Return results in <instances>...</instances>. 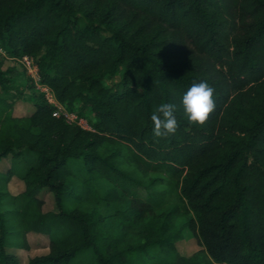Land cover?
<instances>
[{
	"label": "trees",
	"instance_id": "16d2710c",
	"mask_svg": "<svg viewBox=\"0 0 264 264\" xmlns=\"http://www.w3.org/2000/svg\"><path fill=\"white\" fill-rule=\"evenodd\" d=\"M0 48L33 58L42 84L93 129L54 117L26 71L0 65V161L12 159L0 190L25 184L0 193L10 206L0 264H19L7 250L28 249L30 233L48 236L50 252L29 264L88 250L96 264H264V0H0ZM200 81L215 108L193 125L181 97ZM25 95L35 111L16 116ZM163 102L177 104L178 128L156 137ZM45 189L56 213L43 212ZM182 220L203 248L191 257L167 237Z\"/></svg>",
	"mask_w": 264,
	"mask_h": 264
},
{
	"label": "rangeland",
	"instance_id": "374dc122",
	"mask_svg": "<svg viewBox=\"0 0 264 264\" xmlns=\"http://www.w3.org/2000/svg\"><path fill=\"white\" fill-rule=\"evenodd\" d=\"M104 34L107 35L108 33L104 31ZM21 60L22 58L16 59L10 56L5 49L0 48V65L3 70L12 68L15 69L18 73L22 74V72H24L25 70L22 67V64L20 62ZM34 63L36 64L35 60ZM27 77L31 79V77L28 74ZM121 77L122 74L118 73L113 77L106 79L105 84L107 86L115 87L120 83ZM25 84L28 85V81L21 80L20 85L26 86ZM4 96L6 98L9 97V95H5V94ZM26 100L31 101L29 95H25L23 99L16 102L17 103L15 106L16 116H24V115L28 116L35 111L34 103H30L29 101L26 102ZM87 113H89V111H87ZM11 166H12L11 157L0 161V172L5 174L6 172L9 171ZM103 185L108 187L110 184L108 182H103ZM24 190H25L24 182L20 178L14 177L5 188L0 190V193L5 194V196H10V195L16 196L24 192ZM39 197L44 201V206H43L44 213H49V212L56 213L58 211L54 195L49 189L43 190ZM174 206L175 205L170 204L166 208L168 209V211H172L174 209ZM9 208L10 206L8 204V200L5 198L2 206H0V210L5 211L8 210ZM178 208L182 213L183 217L185 218L192 217V214L186 213L184 211L182 204H180ZM166 211L167 210H165L164 213H166ZM97 213L102 216L106 215V211L104 207L97 209ZM160 214L162 213L160 212ZM104 225L107 228L108 236L116 237L119 234V230H117V227L109 224L107 220L105 221ZM169 232L170 233L167 237H170L171 241L173 242V246L179 255L183 257H191L192 255L203 249L201 244L199 243V240L196 237H194L193 233L189 229L186 228L184 220L179 221L175 225H173L170 228ZM133 236L134 237H128V240L131 239L134 241L133 243L138 242L137 244L141 245L144 243L143 241L144 237L147 235L144 233L141 234L139 233V235H137L135 233L133 234ZM26 238H27L26 241L29 244L28 249L7 250V252H9L10 254H13L18 257L19 264H29L31 260L44 257L49 254L50 238L48 236L37 233H30L26 236ZM128 240L127 242H129ZM70 264H96V255L93 250L82 252L76 259L70 262Z\"/></svg>",
	"mask_w": 264,
	"mask_h": 264
},
{
	"label": "clouds",
	"instance_id": "9594fccd",
	"mask_svg": "<svg viewBox=\"0 0 264 264\" xmlns=\"http://www.w3.org/2000/svg\"><path fill=\"white\" fill-rule=\"evenodd\" d=\"M181 104L188 122L203 124L215 108L214 89L207 81L193 83L183 93ZM177 107L174 102H163L154 107L151 120L156 137H166L177 131Z\"/></svg>",
	"mask_w": 264,
	"mask_h": 264
},
{
	"label": "built area",
	"instance_id": "2783aa9c",
	"mask_svg": "<svg viewBox=\"0 0 264 264\" xmlns=\"http://www.w3.org/2000/svg\"><path fill=\"white\" fill-rule=\"evenodd\" d=\"M23 69L31 77V80L35 84L36 88L45 95V99L50 105L55 107L53 113L54 117L64 118L69 124L77 125L86 131H93L92 127L88 121L84 118H80L77 114L69 111L65 106H63L53 95L49 87L42 84L41 75L39 73L38 66L34 63L33 58L29 56H24L20 61Z\"/></svg>",
	"mask_w": 264,
	"mask_h": 264
}]
</instances>
